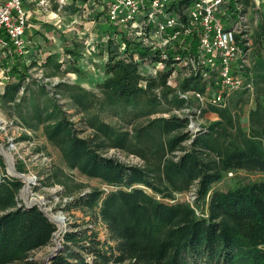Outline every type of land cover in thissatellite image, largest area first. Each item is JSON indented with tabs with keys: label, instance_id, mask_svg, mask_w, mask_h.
I'll list each match as a JSON object with an SVG mask.
<instances>
[{
	"label": "trees",
	"instance_id": "obj_1",
	"mask_svg": "<svg viewBox=\"0 0 264 264\" xmlns=\"http://www.w3.org/2000/svg\"><path fill=\"white\" fill-rule=\"evenodd\" d=\"M196 2L177 0L169 11L189 24L184 13ZM251 6L253 0H225L217 16L229 29ZM256 14L252 62L239 70L253 91L237 89L227 96L226 104L206 102L205 107L197 94L209 97L219 89V71L218 65L205 68L203 76L200 41L194 31L185 38L187 46L175 41L170 47L152 48L135 39L134 32L113 26L105 44V78L94 91L64 80L54 84L34 79L32 65L0 29L10 52L4 60L9 80L0 91V106L26 130H41L69 170L111 187L83 192L85 185L58 168L40 181L43 187L64 186L66 200L59 206L91 218L87 224L67 228L62 248L49 264H264V179L224 191L214 189L228 173L243 170L264 176V12ZM244 35L235 33L246 59L250 44ZM67 52L75 57L73 62L46 57L42 67L47 77L80 71L77 52ZM183 61L191 65V74L178 87L170 86L174 65ZM144 62L162 63L165 71L145 76L139 71ZM208 87L213 92L206 93ZM189 91L195 95L184 96ZM250 95L256 105L244 128L236 107ZM163 107L168 116L158 114ZM194 108L219 118L193 132L188 115ZM69 110L79 114V121ZM106 115L119 122L105 120ZM78 123L90 132L81 136ZM31 138L26 132L20 137ZM110 149L134 155L141 163L109 156ZM16 168L28 172L22 160ZM5 169L0 155V264H44L31 259L32 253L47 246L57 228L38 206H20L23 182L8 176ZM191 191L192 201L176 199L177 194ZM98 224L105 225L108 239L100 237Z\"/></svg>",
	"mask_w": 264,
	"mask_h": 264
},
{
	"label": "rangeland",
	"instance_id": "obj_2",
	"mask_svg": "<svg viewBox=\"0 0 264 264\" xmlns=\"http://www.w3.org/2000/svg\"><path fill=\"white\" fill-rule=\"evenodd\" d=\"M28 3V10L31 12L29 15L28 22H31V18L38 16L40 20L45 19V25L41 28H33L35 36H37L36 45L33 44L31 47H27L22 53V56L26 59V63L31 64L32 68L29 69L33 78L36 80L51 81L56 84L59 80H64L69 83H78L89 90L98 91L97 85L105 78V64L107 63L108 56L106 54L105 44L107 42L108 34L114 32V27L118 30H130L124 25L119 26L112 23L107 17L105 2L99 3L98 0H90L88 3H82L74 0H24ZM39 5H37V3ZM254 7H247L240 15V28L245 33V38L249 42V49L246 58V64L252 62L253 52L252 46L254 41V31L257 24V14L256 11L263 10L264 12V0H253ZM59 9H57V6ZM44 7V8H41ZM102 17V20L100 18ZM62 18L64 22H60L62 26H54L52 22L57 21ZM51 22V23H50ZM28 24V23H27ZM71 25V26H70ZM146 28V27H145ZM134 30V29H133ZM131 31V30H130ZM136 31V30H135ZM137 32V31H136ZM43 34H46L43 36ZM48 36V38H47ZM134 37L137 40H142L144 43L149 45L146 35L135 34ZM46 38V39H44ZM34 45L37 46L34 48ZM124 45L120 48L122 51ZM67 51L77 52L76 65L79 68L78 73H72L70 71L64 73L63 75H57L52 77H47L45 72V67H42L43 63L46 62L47 56L55 55L58 63L73 62L75 57L73 55H68ZM45 52H51L47 54ZM264 54V47L262 49ZM10 52L5 46H0V91L3 89L5 83L9 78L5 75L7 72L6 65H4L5 57H8ZM66 65L62 66V70L66 69ZM164 66L162 63L152 64L149 62H144L139 65V71H141L145 76L156 75L159 71L163 70ZM49 70V69H48ZM191 65L187 62H181L174 65L173 72L169 77L168 84L170 86L178 87V84L183 78L188 77L191 74ZM207 92H211V88L208 87ZM213 92V91H212ZM234 92V91H233ZM231 94V93H230ZM194 96V91H189L184 96ZM198 96V95H197ZM230 96V95H227ZM199 102L207 105L206 102L208 98L205 96H198ZM241 101L237 105V109L241 112V119L244 128L248 126V113L256 105V100L252 95L248 98L244 97L240 99ZM165 108L158 114L168 116L169 113L164 112ZM176 113H181L179 110H174ZM187 113L188 111L185 110ZM201 111V110H200ZM197 108H194L192 112L188 115L191 119L189 129L195 132L200 129L201 124H205L208 121H214L216 119H211L214 116H208L201 114ZM73 115L74 121H79V114H75V110H69ZM107 121H117V117L106 115L104 117ZM0 143L4 148L14 155L16 163L18 161H23L27 167V175L35 176V184L32 185V195L38 199H44V206L51 209L52 213H61L66 221V228L71 229L72 225L80 223H89L91 218L83 217L82 212L71 210L65 211L63 206H59L61 201H65L66 197H63V192L65 191L64 186L54 184L53 186L43 187L41 180H44L46 176H49L51 172L56 171V169L65 170L67 173L73 176L75 183H81L85 185L82 189L83 192H88L99 187L107 191L111 190V187L103 183L98 178H89L82 174L79 170H69L59 153L58 149L53 146L46 137L42 134V131H28L18 123L15 116L9 115L6 110L0 106ZM78 128L80 129V135H87L90 130L78 123ZM23 132L32 136L29 140L20 139ZM107 155H113L118 157L123 162H130L134 164L141 163L140 159L134 155H127L123 152L117 151L115 149H110ZM5 172H8L5 169ZM12 177V176H10ZM51 177V176H50ZM13 178V177H12ZM52 178V177H51ZM264 179L260 173H252L240 170L236 173H228L224 176L220 183L214 185V189H219L221 191L227 190L229 188H234L240 186V184L256 182V180ZM53 180V179H52ZM31 195V196H32ZM63 197V198H62ZM177 200L180 201H192L193 191L177 194ZM18 201H20V206L24 205L20 196L18 195ZM62 201V202H63ZM93 224H91L92 226ZM97 230L102 239H108L109 235L106 232L105 225H97ZM54 238L52 241L44 248L34 250L31 259L37 261H42L44 264L50 263L49 255L52 253V249L55 248Z\"/></svg>",
	"mask_w": 264,
	"mask_h": 264
},
{
	"label": "built area",
	"instance_id": "obj_3",
	"mask_svg": "<svg viewBox=\"0 0 264 264\" xmlns=\"http://www.w3.org/2000/svg\"><path fill=\"white\" fill-rule=\"evenodd\" d=\"M175 1L177 0H108L105 8L112 23L124 25L137 35L144 33L146 27V39L152 48L170 47L175 41L179 46H187V35L193 31L197 33L200 41L198 61L200 67H203V76H206L207 68L216 65L219 71V89L211 93V98L207 101L221 105L226 104L227 95L237 89L245 88L252 92V85L239 73L240 67L246 64L235 37V33H243L240 28L241 20L227 29L217 16L219 7L225 0H197L184 13L189 24L183 22L180 15L169 11L170 5ZM28 20L23 0H0V29L6 30L9 40L15 44V49L20 54L28 46L25 40ZM0 43L7 47L1 38Z\"/></svg>",
	"mask_w": 264,
	"mask_h": 264
},
{
	"label": "water",
	"instance_id": "obj_4",
	"mask_svg": "<svg viewBox=\"0 0 264 264\" xmlns=\"http://www.w3.org/2000/svg\"><path fill=\"white\" fill-rule=\"evenodd\" d=\"M1 124V123H0ZM0 155L3 156L6 165V171L10 176L13 178L16 177L23 182V188L20 190L19 196L22 202L24 203L27 209H31L33 206H38V208L43 212L44 216L53 222L56 226V231L53 233L54 235V243L56 245L55 248L52 249V253L49 255L51 258L52 256L56 255L59 250L62 248L63 236L64 232L67 231L66 225H59L56 223V219H60L65 221L66 218L61 215V213H52L51 209H48L44 206V199L34 197L32 195V185L35 184L36 177L35 176H28L26 173L20 172L16 168V160L14 155L8 150L4 148V146L0 143ZM10 158V160H9ZM28 179L30 185H27L25 180ZM27 190L26 194L24 192ZM32 195V196H31Z\"/></svg>",
	"mask_w": 264,
	"mask_h": 264
},
{
	"label": "crops",
	"instance_id": "obj_5",
	"mask_svg": "<svg viewBox=\"0 0 264 264\" xmlns=\"http://www.w3.org/2000/svg\"><path fill=\"white\" fill-rule=\"evenodd\" d=\"M3 1H6V0H3ZM42 1H47V0H42ZM65 0H63V2H64ZM67 1V0H66ZM108 0H98V2L99 3H103V2H105V4H106V2H107ZM37 3V5H39L38 4V2H36ZM23 4H24V7H25V9L27 10V12H28V19L30 18L29 17V15L31 14V12L28 10V3L26 2L25 3V1L23 0ZM59 7H61L60 5L59 6H57V9H59ZM41 8H44V7H41ZM100 20H102V17L100 18ZM45 22H46V20L45 19H42V20H40L39 18H38V16L36 15V16H34L33 17V19L31 18V22L29 23L28 22V24H27V28H26V33H25V40H26V42H28V46L30 47H32L33 46V44H35L36 45V41H37V36H35V33H34V29L33 28H41L42 27V25L45 27V26H47V25H45ZM60 22H61V24H62V22H64L63 21V19L62 18H59L57 21H55V22H52L53 23V25L56 27V26H62L61 24H60ZM51 23V22H50ZM71 26V25H70ZM46 34H43V36H45ZM46 37V36H45ZM47 38H48V36H47ZM44 39H46V38H44ZM34 45V48L35 47H37V46H35ZM45 53H47V54H51V52H45ZM206 114H208V116H214L213 118H211V119H216V118H219L218 116H217V114L216 113H214V112H205V115Z\"/></svg>",
	"mask_w": 264,
	"mask_h": 264
},
{
	"label": "bare ground",
	"instance_id": "obj_6",
	"mask_svg": "<svg viewBox=\"0 0 264 264\" xmlns=\"http://www.w3.org/2000/svg\"><path fill=\"white\" fill-rule=\"evenodd\" d=\"M9 160H10V158H9ZM25 182H26L27 185H30V182H29L28 179H26ZM26 192H27V190L24 192V194H26ZM56 223L59 224V225H63V224L65 225L66 224V221H62L60 219H56Z\"/></svg>",
	"mask_w": 264,
	"mask_h": 264
}]
</instances>
